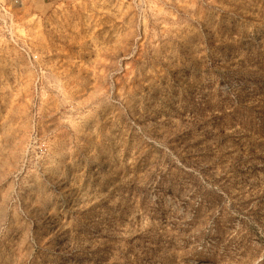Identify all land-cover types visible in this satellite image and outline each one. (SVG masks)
Returning a JSON list of instances; mask_svg holds the SVG:
<instances>
[{
    "label": "rangeland",
    "instance_id": "obj_1",
    "mask_svg": "<svg viewBox=\"0 0 264 264\" xmlns=\"http://www.w3.org/2000/svg\"><path fill=\"white\" fill-rule=\"evenodd\" d=\"M0 264H264V0H0Z\"/></svg>",
    "mask_w": 264,
    "mask_h": 264
}]
</instances>
